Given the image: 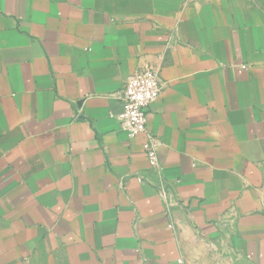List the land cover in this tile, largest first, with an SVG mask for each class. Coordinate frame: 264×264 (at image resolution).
<instances>
[{
    "label": "crops",
    "instance_id": "1",
    "mask_svg": "<svg viewBox=\"0 0 264 264\" xmlns=\"http://www.w3.org/2000/svg\"><path fill=\"white\" fill-rule=\"evenodd\" d=\"M0 264H264V0H0Z\"/></svg>",
    "mask_w": 264,
    "mask_h": 264
},
{
    "label": "built area",
    "instance_id": "2",
    "mask_svg": "<svg viewBox=\"0 0 264 264\" xmlns=\"http://www.w3.org/2000/svg\"><path fill=\"white\" fill-rule=\"evenodd\" d=\"M162 90L159 72L152 66H145L126 81L119 93L123 111L115 116L128 138L147 134L143 149L150 166L155 170L161 169L158 159L159 140L147 132V115L149 107L160 98Z\"/></svg>",
    "mask_w": 264,
    "mask_h": 264
}]
</instances>
